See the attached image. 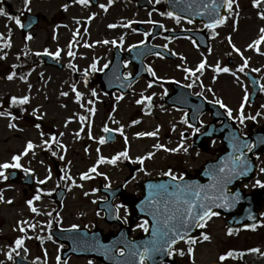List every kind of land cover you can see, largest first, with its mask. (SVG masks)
Wrapping results in <instances>:
<instances>
[{
  "label": "rangeland",
  "instance_id": "rangeland-1",
  "mask_svg": "<svg viewBox=\"0 0 264 264\" xmlns=\"http://www.w3.org/2000/svg\"><path fill=\"white\" fill-rule=\"evenodd\" d=\"M76 1L30 0L24 9L14 5L8 10L0 3V8L4 10V14H0V105L7 98L20 100L28 97V101L21 106L25 105L29 116L41 115L47 126L56 129L59 141L69 144L68 150L63 151V160L59 158L55 165L47 158L37 156V151L41 150V145L37 144L49 143L48 140L39 139L42 133L38 134V130H26L24 133L14 126L10 127L14 123L8 116L0 115V165L13 164L14 154L20 155L22 152L20 160L24 170L33 172L38 183L49 172L53 176L50 187L54 186L57 178L63 181L62 185H67L66 178H60L59 172L72 175L77 184L83 183L81 179L85 174L94 183L110 181L115 184L124 183L134 175L129 181V192L132 190L130 187L141 179L162 175L169 168L182 165L194 169L201 165V159L195 160L196 152L191 147H188L187 152L182 147V113L167 109L163 103L166 96L163 86L141 82L125 99L118 95L111 97L101 91L95 74L101 73L111 59L105 41L121 36L122 30L110 31L94 24L86 26L85 20L90 12L72 6ZM236 1L235 15L239 26L235 27L231 21L230 27L225 29L227 34H234V45L241 53L237 58L236 55L225 54L217 59L213 54L209 61L207 80L214 83L215 94L225 100L231 112L245 113L244 120L253 122L256 112L261 111L260 118L255 122L264 123V90L253 106L249 101L251 90L248 80L233 69L243 68L253 73L260 79L264 89V41L258 45L255 43L262 35L260 30L264 29V0L258 4L256 0ZM25 12L40 17L39 29L30 40L25 39L21 24L16 23L17 17L23 21ZM15 13L20 15L16 16ZM26 47H29L27 51L30 53H39L44 49H49L53 54L59 52L58 59L67 67L58 70L41 64L32 69H22L25 79H7L6 73L18 64ZM180 53L181 57L176 63L153 62L156 78L165 83L187 78V68L192 63L194 66L191 60L194 53L190 49H183ZM230 58L236 60L233 66H229ZM32 63H36L35 59L30 61ZM217 67H227L229 71L215 82L210 77L214 75L212 69ZM27 125V122L23 123V126ZM105 129L118 132L116 143H101ZM19 133L22 136L16 139ZM29 142L36 145L27 149ZM215 151L216 145H209L204 150L205 160L215 158ZM122 152H127V158L121 156L112 163V159ZM56 166L60 167L59 171ZM93 168L96 170L92 171ZM9 169L0 168V172L4 173V176H0L3 198L0 210V263L6 261L13 240L36 236V232H25V226L31 223L32 216L21 195L23 186L1 182ZM91 209H95V206L91 205ZM89 216V219L102 225L101 215L92 213ZM205 231L208 232L207 240H198L176 250V264H211L222 260L221 257H225L223 261L226 264H246L242 262V251L248 249H257V253L248 259L249 264H260L257 261L262 259L264 253V232L230 234L224 219L219 217L211 218Z\"/></svg>",
  "mask_w": 264,
  "mask_h": 264
},
{
  "label": "flooded vegetation",
  "instance_id": "flooded-vegetation-1",
  "mask_svg": "<svg viewBox=\"0 0 264 264\" xmlns=\"http://www.w3.org/2000/svg\"><path fill=\"white\" fill-rule=\"evenodd\" d=\"M78 4L81 8L90 12L92 24L98 27L102 26L111 31L122 30V35L116 38L120 41L117 43L119 46L113 45L111 51L115 47H119L124 53L145 45L147 49L162 47L171 53L177 54L179 53L178 51L183 49H190L194 53L191 56L194 66L193 63L190 66L194 74L192 78L186 81L187 85H191L190 88L196 96L203 97L208 102H214L220 106L223 105V107L221 106L223 110L227 108L225 111L228 112L229 105L225 103L224 99L222 100L215 94L213 90L214 83L210 82L209 79L207 80V71H209V61L213 54L215 55L214 58L217 59L221 55L228 54L232 56L237 53V48L234 47L236 37L234 34H227L225 29L230 27L229 24L225 26L227 20L231 17H236L235 0H232L231 9L227 7L224 0H89L87 4H82L78 0ZM101 5H104V7H101ZM214 5L219 6L215 11L213 10ZM226 10L230 11V18L223 19L224 22L216 25L214 28L207 26L213 24L217 19H221L222 14ZM168 13H172V15L169 16ZM177 17H179V20H177ZM157 25L161 26V31L155 29ZM233 25L235 27L239 26L236 20L233 21ZM188 32L196 33L197 38H199V32L201 33L200 35H204L207 39L208 49L203 48L199 44L198 39L193 38L189 34L183 35ZM173 33L181 34L175 36ZM152 59L165 60L156 54L147 58L145 62L149 64V61ZM168 61H172V59H168ZM176 61H178L177 58ZM201 63L204 64V68L198 70ZM228 63L229 65H233L234 59H229ZM212 70L216 74L211 75L210 78L216 82L221 73L216 69ZM174 84L171 83L167 87L170 91L169 93L172 92ZM166 100L167 98L164 102ZM172 109L176 110L175 108ZM212 122L211 113H206L202 116L198 128L190 125L188 121L185 123V127L188 130L182 132L186 143L184 146H191V149L196 152L197 159L195 160H199L200 158L202 164L194 167V169L186 166L184 168L182 165L181 167L174 168L170 172L171 175L168 174L171 178L181 179L183 176L194 178L199 175L206 163L205 157H203L204 150L211 144L216 145L215 154L218 155L222 148L220 140L207 143L202 148L194 146L199 134ZM30 125L29 129L34 126L32 122H30ZM221 125L219 122L216 123V127H220ZM233 125H240V132L243 137L249 139L253 145L251 150L247 149L245 151V155H250L251 152H254L255 162L258 165V177L242 185L243 190L249 194V192L264 186V171H261V169H264V144L256 146L253 142V139L257 135L264 140V123L246 124L245 122L241 123L239 118ZM20 136L19 134L17 139ZM57 143H41L43 149L38 151L37 155L47 158L52 163L54 155L56 156L59 153L55 148V144L57 145ZM251 158L249 157L248 160L250 161ZM53 164H50V166ZM12 170L19 172L21 176L25 174L21 167L13 168ZM57 170H59V167ZM50 180L46 179L43 187H34L29 191L22 190V196L27 204L26 208H29L33 213V223L39 222L40 225L37 224V227L32 228V231L36 232L34 238L25 237L24 239H17L23 241V243L17 246L15 242L13 254H9L6 258L7 260L0 264H16V261L21 259L25 261L20 264H104L101 260L76 256L70 252L75 244H70L69 242L63 243L60 239H57V235L60 232L89 230L90 234L94 235L91 236L92 238L87 245H94V248L102 251H107L108 249L111 251L115 248L117 253L122 254L124 250H117L116 244L112 245L109 242L111 238H114L124 228L131 240L143 238L147 233L149 224L143 219L135 220L128 214L130 206L141 198V192L138 188L141 181L130 187L132 190L129 192L128 183L130 180L126 184L100 182L86 185H72L69 183L66 186L56 181L53 187H47ZM67 181L70 182L69 177H67ZM258 181L259 183H257ZM37 196H39V199H36ZM112 197H116L114 204H116L117 213L120 217L118 225L108 224L105 221V208L103 206ZM30 201L31 203H29ZM91 205L95 206V209H91ZM92 213L95 216L101 215L102 225L89 219V215ZM261 219L259 233L264 232V213ZM38 227L40 229H37ZM203 233L205 234L204 231ZM181 245H177L176 248ZM143 264H146L145 260ZM171 264H176V261L172 260Z\"/></svg>",
  "mask_w": 264,
  "mask_h": 264
},
{
  "label": "water",
  "instance_id": "water-1",
  "mask_svg": "<svg viewBox=\"0 0 264 264\" xmlns=\"http://www.w3.org/2000/svg\"><path fill=\"white\" fill-rule=\"evenodd\" d=\"M28 23H32V26H34V28L36 29V27L38 26V19L37 17L34 18V16L29 15L28 16ZM32 27H27L26 29H30ZM114 69V68H113ZM123 71V70H122ZM122 73V72H121ZM118 74V75H117ZM117 74H107L106 78L109 80L110 84L116 85V87H120L121 89H125V88H129L130 84L129 82H125L123 81V74L117 73ZM112 81L114 83H112ZM112 90L114 87H111ZM217 133H214V136H216ZM214 136H211L210 139H212ZM222 138V137H221ZM108 139L110 142L115 141V134L112 132H108ZM223 139V138H222ZM227 141L225 140L224 144H225V148L220 152V156L221 158H224L227 152ZM219 161H216L215 163H210L208 164L207 167V193L205 194V196L203 197V202L201 200L200 205L204 204L207 205L212 213H221L225 216L228 215H232V217H230V219L228 218V226L234 227V228H240L242 226L245 225H250V224H255L258 219V215L262 209V201L260 200L257 205L253 208L255 211L254 214H250L247 215V213L244 214H237V211H245L246 207L249 205L250 200L249 199H245L242 196H240L239 192H235L232 189V193H226V191H224L226 189L225 185H223V180L227 179V178H234V174L232 172L231 169L226 170V172H221L217 165ZM215 165V166H214ZM214 166V168H213ZM213 168V169H212ZM212 169V170H211ZM211 171V174H209V172ZM236 176V175H235ZM237 177V176H236ZM184 189H182L183 191ZM264 194V191L262 193H260V196ZM259 196V197H260ZM175 200L178 202V206L179 209L181 210V212H183L186 208L187 205L184 203V200H189L192 201V199L190 197H184L181 198L180 196H177V198H175ZM193 202V201H192ZM197 209L193 214H195V220H197V222L199 221V217L197 216V213L199 214H203V209L199 206H196ZM132 214L134 215V217L138 218V216H140L137 211H136V206L132 207L131 209ZM180 214V213H179ZM142 217V216H141ZM144 217V216H143ZM191 220V219H190ZM192 221V220H191ZM189 222H185L184 224L181 225V227L179 228V232L184 236L183 239H176V242L181 241L186 239L187 237L190 236H195L197 235L194 232V228L193 227H189ZM163 261V259L158 258L155 261V264H161V262Z\"/></svg>",
  "mask_w": 264,
  "mask_h": 264
},
{
  "label": "snow or ice",
  "instance_id": "snow-or-ice-1",
  "mask_svg": "<svg viewBox=\"0 0 264 264\" xmlns=\"http://www.w3.org/2000/svg\"><path fill=\"white\" fill-rule=\"evenodd\" d=\"M26 3H29L30 0H25ZM80 3L82 4H87L89 2V0H79ZM224 2L227 4V7L229 9L232 8V0H224ZM257 4L260 2V0H256ZM101 7H104V5H101ZM219 6L218 5H214V8L213 10L215 11ZM0 14H4V10L2 8H0ZM169 16L172 15V13H168ZM262 18H264V14H262ZM177 20H179V17H177ZM224 22L223 19H217L213 24H210V25H207L208 27H211V28H214L216 25L218 24H222ZM16 23L17 24H20V20L19 18L17 17L16 18ZM22 26V25H21ZM262 35L260 37L259 40H257L255 43L258 45L261 43V41H264V29H261L260 30ZM31 38V37H29ZM107 42V41H105ZM251 47V46H250ZM238 51V50H237ZM56 55L58 56L59 55V52L56 53ZM93 68H95V65L92 66ZM105 67H107V65H105ZM204 68V64L201 63L200 66H199V69H203ZM217 71H224V72H228L229 69L228 68H223V69H220L219 67L216 69ZM241 71H243V68L240 69ZM149 71L151 72V69H149ZM153 75H155V73H152ZM12 77L10 76L9 79H11ZM151 86V85H149ZM191 85H189L190 87ZM77 96L79 97V93L77 94ZM148 99H151L150 97ZM28 101V97H24L20 100H17V98L13 97V100L12 102L15 104V103H26ZM223 107V105H221ZM228 114L231 115V110L229 109L228 110ZM0 115H4V113H0ZM243 120H244V116L243 114H241L240 116V122L243 123ZM187 122V121H185ZM14 125H10V127H13ZM105 131H108V129H105ZM144 135H155V133H145ZM101 143H104L103 140H101ZM34 147V145L29 142L28 145H27V149H32ZM245 147H247L249 150H251V148L253 147V145L251 144H247L245 145ZM27 149L25 151V154H27ZM121 156L127 158V152H122L120 153L117 157H114L112 159V163H115L117 159H119ZM13 160L15 161V163L13 164H8V163H5L3 165H0V168H3V169H7L9 167H12V168H20L21 165L19 163L20 161V156L17 155V156H14L13 157ZM101 160H103V158H101ZM143 161L141 160V163ZM242 164H244L245 166L247 165V161H244L242 160L241 161ZM96 169L93 168L92 171H95ZM223 171V169L221 170ZM261 171H264V169H261ZM241 175H244L245 173L244 172H241L240 173ZM169 175H171V173H169ZM0 176H4V173L3 172H0ZM6 178V177H5ZM82 178L84 179H87L88 176L87 174H85ZM173 179H175V177H173ZM259 183V181L257 182ZM196 200H199L200 199V193L199 192H194L192 194ZM36 199H39V196L36 197ZM31 203V201L29 202ZM184 203L187 205V208L181 212V210L178 208L177 209V212L180 213V216H179V219L180 221L183 223V222H186V220H189V219H194L192 213H193V209L196 208V204L192 201H189V200H184ZM200 207L203 209V214H199L197 213V216L199 217V221L200 222H203L206 218H211L212 215H215V213H212L210 208L207 206V205H204V204H201ZM33 211H35V209H33ZM170 219H177V215L176 213L173 214V216L170 218ZM167 221H165V225L167 226ZM147 230V229H145ZM172 233V235L170 236L169 233ZM230 233H231V230H230ZM162 237L163 238H167L165 239V244L167 245V247H171V245L175 244L176 243V237H179L180 239H183L184 236L179 232V230L175 229V228H170L168 231H164L162 233ZM209 237L208 236H204V239L207 240ZM17 246H19L20 244L23 243V241H20V240H17ZM154 251H161L162 248H155L153 249ZM149 254V249L148 248H145L144 252L140 254V264H143V261H144V257L147 256ZM229 255H231V253H229ZM221 259H225V257H221Z\"/></svg>",
  "mask_w": 264,
  "mask_h": 264
}]
</instances>
